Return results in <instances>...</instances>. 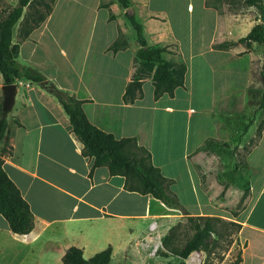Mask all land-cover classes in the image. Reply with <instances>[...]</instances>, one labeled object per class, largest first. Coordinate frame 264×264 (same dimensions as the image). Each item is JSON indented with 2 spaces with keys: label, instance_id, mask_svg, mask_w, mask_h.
<instances>
[{
  "label": "crops",
  "instance_id": "0c3cea01",
  "mask_svg": "<svg viewBox=\"0 0 264 264\" xmlns=\"http://www.w3.org/2000/svg\"><path fill=\"white\" fill-rule=\"evenodd\" d=\"M60 1L56 0L50 15L21 42L17 25L12 37L13 44L20 42L16 61L19 64V58L25 53L29 54L26 62L30 64L23 68L19 64L20 69L37 70L56 90L79 100L94 127L116 139H135L139 147L149 152L152 165L169 182L182 177L179 171L182 161L189 177L198 178L203 145L225 137L224 109L227 107L230 116L232 92H240L238 99L241 92L245 94L253 83L251 78L256 67L252 51L255 43L251 44L250 51L243 45L220 47L236 42L230 33H237L239 29L230 25L223 12L225 0H130V12L143 26L148 46L165 47L167 61L183 63L186 67L184 84L172 96L155 98L151 79L146 78L142 81L140 96L133 103L125 102L123 96L135 70L139 46L116 0H92L82 5L79 27L84 33L76 41L77 45H70L73 41L70 37L62 38L68 47L60 49V53L70 67L62 74V81L41 69L43 64L36 60V53L44 38L56 42L50 25ZM195 9L199 18L194 22ZM207 13L211 14L209 23ZM118 39L122 46L114 53L110 47ZM76 50L79 65L74 66L71 53ZM15 84V101L6 116L7 132L0 157L5 173L29 205L34 226L29 235L16 238L0 216V236L9 237L17 250H26L25 256L35 260V264L47 257H55L62 264L70 247L81 249L84 259H89L109 246L112 248L110 264H149L145 255L155 244L150 236L152 232H157L158 238L164 237L174 221L183 215L186 218L223 217L214 212L215 208L199 213L178 210L183 214H176L177 210L150 195L129 191L125 178L111 176L106 167L93 168V160L81 155L82 145L51 93L25 78ZM2 86L0 75L3 100ZM202 104L217 107L218 111L200 108ZM145 112L150 115L144 116ZM203 116L210 118V129L197 137L200 131L194 124ZM176 123L181 125L177 128ZM156 128L160 136H156ZM177 148L183 151L179 157L175 155ZM156 156L161 163L155 164ZM167 166L171 167L170 174L163 171ZM58 169L64 172L63 183L54 180ZM209 184L213 191V181ZM237 221L243 242L240 264H264V184Z\"/></svg>",
  "mask_w": 264,
  "mask_h": 264
},
{
  "label": "rangeland",
  "instance_id": "374dc122",
  "mask_svg": "<svg viewBox=\"0 0 264 264\" xmlns=\"http://www.w3.org/2000/svg\"><path fill=\"white\" fill-rule=\"evenodd\" d=\"M44 1L51 7L53 6L52 0ZM105 1L114 2V0ZM262 1L264 7V0ZM17 2L18 0H0V21L10 9L17 5ZM86 3L90 4L92 0L60 1L56 6L50 25V32L55 35L56 42H50L49 39L44 38L43 44L37 50L36 60L43 64L41 69L46 74L56 77L59 82L63 80L62 74L67 73L70 69L69 64L64 61L60 53V49L68 47V43L63 42L62 38L70 37L73 40L70 45L72 47L77 45L76 41L84 33L79 27V17L83 13L82 5ZM222 8L230 25L239 27L237 33H230L232 41L244 37L243 35L252 25L261 24V17L264 19V14L261 16L256 8L246 6L244 0H225ZM36 11L46 14L44 6L38 3H33L29 9H25L24 14L28 12V14L34 15ZM122 12L125 15V10ZM182 12L180 9V14ZM130 14L133 13L130 12ZM197 14L195 9L193 11L194 22L196 18H199ZM206 21L207 23L211 22L210 13H207ZM17 25L14 27L13 36L16 33ZM130 29L135 38V32L131 25ZM252 51L256 56L255 72L251 78L253 83L245 94L241 92L240 99H238L239 91L236 94L232 92L230 116L227 114V107L224 109L225 137L208 141L201 149L202 160L198 165L200 178L196 176L190 178L184 170L182 161L179 170L182 172V177L173 183L168 181L169 183L165 186L166 192L172 193L169 195L174 197L179 211L199 213L214 211L212 209L215 208L214 212L223 217L212 218L210 223L220 236L210 234L203 238L200 244V250L203 252L193 251L185 260L172 255L171 251L163 247L164 239L166 238L165 241L169 243L170 248L181 251L192 238L194 225L203 224L205 219L204 217L186 218L183 215L180 217L181 219L174 221L164 237L158 238V233L155 231L150 234L152 241L154 240L155 244L158 243L159 247L155 257H150L148 253L145 255L149 264H230L238 257L241 258L243 242L239 238L240 226L237 220L240 214L249 205H252L264 184V46L255 44ZM71 54L72 64L79 65L78 50ZM28 58L29 54L25 53L19 58L18 62L22 68L30 65L26 62ZM231 63L236 64L237 62L231 61ZM146 91L145 88L144 99H146ZM245 99L246 102H244ZM1 101L2 95L0 94V105ZM239 106H241L240 116L237 114ZM209 107L207 104L200 106L206 110L218 111L217 107ZM143 115L149 116L150 113L145 112ZM180 116L183 117V114ZM197 116L199 115H195V117ZM191 124H193V120ZM210 124V118L207 116H203L200 122L195 123L194 127L200 131L197 137H200L201 134L204 135L210 129ZM179 125L181 124L176 123L175 126L178 128ZM156 136H160L157 128ZM195 136L193 134L192 138ZM155 142H157V137ZM173 142H176L175 139ZM172 149L173 146L170 147V151ZM182 153L181 149L175 150V155L178 157ZM159 163L161 162L156 156L155 164ZM169 170H171L169 166L163 169L164 173H169ZM54 180L63 183L65 181L64 172L59 169L55 170ZM210 180L214 184L213 191L209 184ZM228 191L231 192L229 196L226 195ZM250 200L253 202H248ZM178 210L175 212L176 214H183ZM26 254L24 249L17 250L9 237L0 236V264H35V260L27 258ZM38 263L61 264L55 257L44 258L42 262Z\"/></svg>",
  "mask_w": 264,
  "mask_h": 264
},
{
  "label": "trees",
  "instance_id": "16d2710c",
  "mask_svg": "<svg viewBox=\"0 0 264 264\" xmlns=\"http://www.w3.org/2000/svg\"><path fill=\"white\" fill-rule=\"evenodd\" d=\"M56 0H52L54 4ZM33 3L44 6L46 14L38 11L34 15L24 14ZM121 10L131 8L130 0H116ZM248 7L256 8L260 15L264 14L262 0H244ZM52 7L44 0H18L17 5L10 9L0 21V75L3 85L15 84L20 78L33 83H40L44 78L33 68L21 70L17 63L19 43L25 40L30 33L38 28L50 15ZM125 17L135 32V40L139 46L136 52L135 70L131 81L125 89L123 100L133 103L141 94L142 81L150 78L154 87L155 98L163 95L172 96L174 91L184 84L186 67L183 63H172L165 59L167 49L165 47L148 46L143 33V26L133 14L125 13ZM114 17L111 16V19ZM256 24L250 32L237 40L222 44L220 47L245 45L247 50L251 44L264 46V24ZM19 25L17 35L20 40L12 43L13 30ZM122 46L121 39L116 40L110 47L116 52ZM61 105L67 116L72 132L82 145L81 155L93 160V168L106 167L111 176L124 177L127 189L142 195H150L170 209L178 210L175 199L165 191L168 180L164 178L159 169L154 167L150 160V154L144 148L139 147L133 138L116 139L113 135L105 133L94 127L87 120L81 108V102L67 93L56 90L51 94ZM7 132V120L3 115L0 105V147ZM0 157V216L7 222L10 233L16 238L29 235L34 226L33 215L29 205L22 198L19 190L9 179L3 169ZM212 218H205L203 224L194 225V234L181 251L169 247V243L163 242V247L171 251L172 255L185 260L193 251L200 250L202 239L210 234L219 235L211 225ZM203 252V251H202ZM112 248L96 253L89 259H84L82 250L70 247L62 258V264H110ZM238 257L230 264H240Z\"/></svg>",
  "mask_w": 264,
  "mask_h": 264
},
{
  "label": "water",
  "instance_id": "95a60500",
  "mask_svg": "<svg viewBox=\"0 0 264 264\" xmlns=\"http://www.w3.org/2000/svg\"><path fill=\"white\" fill-rule=\"evenodd\" d=\"M131 9H126V13L130 12ZM38 86L46 90L47 92L53 94L56 92V88L48 81L44 80L40 83H38ZM2 93H3V100L1 105V111L4 116H7L14 105L17 86L16 84H10V85H3L1 87Z\"/></svg>",
  "mask_w": 264,
  "mask_h": 264
},
{
  "label": "built area",
  "instance_id": "2783aa9c",
  "mask_svg": "<svg viewBox=\"0 0 264 264\" xmlns=\"http://www.w3.org/2000/svg\"><path fill=\"white\" fill-rule=\"evenodd\" d=\"M153 225L154 224H152L151 225V228H153ZM158 247H159V244L158 243H156V244H152V246H151V248H150V252H149V256L150 257H155V255H156V252H157V250H158Z\"/></svg>",
  "mask_w": 264,
  "mask_h": 264
}]
</instances>
